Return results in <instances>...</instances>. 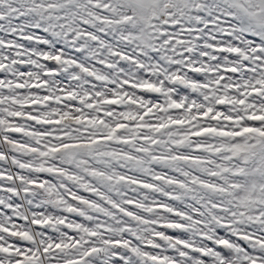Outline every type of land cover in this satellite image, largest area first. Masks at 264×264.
Returning a JSON list of instances; mask_svg holds the SVG:
<instances>
[{
  "label": "snow or ice",
  "instance_id": "6c2138e0",
  "mask_svg": "<svg viewBox=\"0 0 264 264\" xmlns=\"http://www.w3.org/2000/svg\"><path fill=\"white\" fill-rule=\"evenodd\" d=\"M0 264H264V0H0Z\"/></svg>",
  "mask_w": 264,
  "mask_h": 264
}]
</instances>
